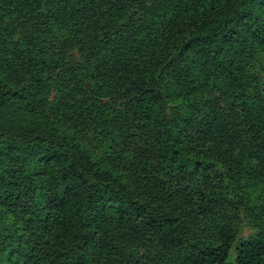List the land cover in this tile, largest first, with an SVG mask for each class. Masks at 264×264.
I'll return each mask as SVG.
<instances>
[{
  "label": "trees",
  "instance_id": "16d2710c",
  "mask_svg": "<svg viewBox=\"0 0 264 264\" xmlns=\"http://www.w3.org/2000/svg\"><path fill=\"white\" fill-rule=\"evenodd\" d=\"M0 264H264V0H0Z\"/></svg>",
  "mask_w": 264,
  "mask_h": 264
},
{
  "label": "rangeland",
  "instance_id": "374dc122",
  "mask_svg": "<svg viewBox=\"0 0 264 264\" xmlns=\"http://www.w3.org/2000/svg\"><path fill=\"white\" fill-rule=\"evenodd\" d=\"M250 233H251L250 228L246 227V228L244 229V231H243V236L246 237V236H248Z\"/></svg>",
  "mask_w": 264,
  "mask_h": 264
}]
</instances>
